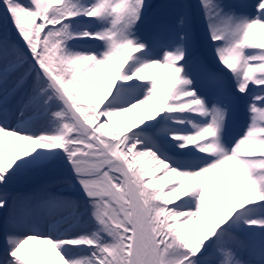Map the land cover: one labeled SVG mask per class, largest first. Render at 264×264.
Here are the masks:
<instances>
[{
	"label": "snow or ice",
	"instance_id": "6c2138e0",
	"mask_svg": "<svg viewBox=\"0 0 264 264\" xmlns=\"http://www.w3.org/2000/svg\"><path fill=\"white\" fill-rule=\"evenodd\" d=\"M163 7L0 0V264H264V0Z\"/></svg>",
	"mask_w": 264,
	"mask_h": 264
},
{
	"label": "rangeland",
	"instance_id": "374dc122",
	"mask_svg": "<svg viewBox=\"0 0 264 264\" xmlns=\"http://www.w3.org/2000/svg\"><path fill=\"white\" fill-rule=\"evenodd\" d=\"M149 1V0H148ZM192 1V0H191ZM173 2H175V0H157V7H158V10L161 12V13H165V12H168L169 10L168 9H166V8H164L163 6L164 5H167V4H170V3H173ZM197 27H198V25H197ZM163 81H162V85H163ZM22 185L23 184H19V185H17L16 187H15V189L14 190H16V191H22V192H24L23 190H29V188L28 189H21V187H22Z\"/></svg>",
	"mask_w": 264,
	"mask_h": 264
},
{
	"label": "bare ground",
	"instance_id": "6f19581e",
	"mask_svg": "<svg viewBox=\"0 0 264 264\" xmlns=\"http://www.w3.org/2000/svg\"><path fill=\"white\" fill-rule=\"evenodd\" d=\"M252 2V0H249V2L248 1H246V3H251ZM225 3H227V2H225ZM229 4H236V3H233V2H229ZM260 35L262 36V37H264V30H261V32H260ZM118 63H119V61H117ZM167 73V72H166ZM165 73V69H160V70H158V72H157V76H158V78H161V79H163L167 74Z\"/></svg>",
	"mask_w": 264,
	"mask_h": 264
}]
</instances>
